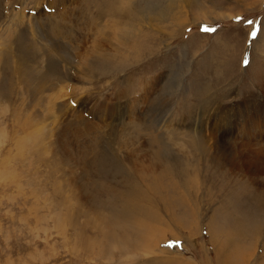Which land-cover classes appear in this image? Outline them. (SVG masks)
Instances as JSON below:
<instances>
[{
    "label": "rangeland",
    "instance_id": "obj_1",
    "mask_svg": "<svg viewBox=\"0 0 264 264\" xmlns=\"http://www.w3.org/2000/svg\"><path fill=\"white\" fill-rule=\"evenodd\" d=\"M262 124L264 0H0V264H264Z\"/></svg>",
    "mask_w": 264,
    "mask_h": 264
},
{
    "label": "bare ground",
    "instance_id": "obj_2",
    "mask_svg": "<svg viewBox=\"0 0 264 264\" xmlns=\"http://www.w3.org/2000/svg\"><path fill=\"white\" fill-rule=\"evenodd\" d=\"M204 124H207V123H204ZM261 124V123H260ZM256 126L255 124H252L251 125V123L250 124H243V126H242V130L245 132V131H247L248 133V135L247 136H252V134H250L252 131H255L256 130V128L254 127V126ZM262 125H264V124H262ZM205 135V134H204ZM210 135H212V136H214V137H210ZM260 138H262L263 136L260 134ZM209 138L210 139H213V140H215L214 142H216L217 143V145H218V143H220V141L223 139H221V138H218V136L217 135H215V134H209ZM224 140V139H223ZM256 140V139H255ZM214 142H211L210 140H207V143H209V144H212V143H214ZM256 143V142H255ZM263 143V142H262ZM222 144V143H221ZM216 145V146H217ZM210 146V145H209ZM215 146V145H214ZM253 146V145H252ZM219 147V146H218ZM214 147H212V145H211V147H210V150H213V151H215L216 153L218 152V148H216V149H213ZM220 148V147H219ZM239 149V148H238ZM235 151H238V152H240L239 150H237V149H234ZM253 151L254 153H251V152H248V151ZM219 151H221V154L223 155V153H222V150L220 149ZM243 151V150H242ZM248 151H246L245 152V154H243V155H241L240 153H237V152H233L232 154H228V152H227V156L229 157L228 159H226V162L228 163V162H231L232 160H233V158L234 157H236L235 156V154H238L239 156H240V158H239V160H238V163H237V167L239 168V169H241V168H245L246 169V172L248 171L247 169H249V173L251 174V176L252 177H254V176H258L260 173H262L263 171H264V147H262V148H260V149H257V150H255V148H252V149H249ZM230 153V152H229ZM220 156V155H219ZM218 156V157H219ZM218 157L216 156V159H218ZM231 157V158H230ZM236 159V158H235ZM234 161V160H233ZM234 164V163H233ZM225 165H227V164H225ZM137 194H139V195H141L140 194V191H138L137 192ZM142 196V195H141ZM187 203V202H186ZM185 209V208H184ZM145 213L144 214H146L147 213V210L145 209V211H144ZM192 213H195V212H192ZM155 215V214H154ZM192 216V215H191ZM186 217V216H185ZM154 219H155V217H154ZM155 223V222H154ZM199 225V224H198ZM150 226V225H149ZM149 228H152V227H149ZM160 229V228H159Z\"/></svg>",
    "mask_w": 264,
    "mask_h": 264
},
{
    "label": "snow or ice",
    "instance_id": "obj_3",
    "mask_svg": "<svg viewBox=\"0 0 264 264\" xmlns=\"http://www.w3.org/2000/svg\"><path fill=\"white\" fill-rule=\"evenodd\" d=\"M205 31H208V29H205Z\"/></svg>",
    "mask_w": 264,
    "mask_h": 264
}]
</instances>
